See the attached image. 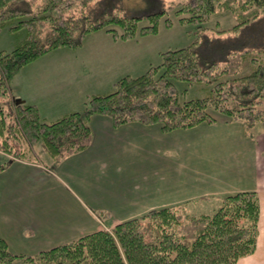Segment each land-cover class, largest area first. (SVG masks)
<instances>
[{
    "label": "rangeland",
    "instance_id": "obj_1",
    "mask_svg": "<svg viewBox=\"0 0 264 264\" xmlns=\"http://www.w3.org/2000/svg\"><path fill=\"white\" fill-rule=\"evenodd\" d=\"M104 1L124 17H141L135 34L122 39V27L111 25L118 36L100 29L87 33L76 48L59 47L41 55L3 82L6 93L0 91V103L5 109L14 100H24L37 107L44 121H53L82 110L90 95L111 91L121 77L159 65L162 52L201 37V55L219 61L220 67L231 51L264 46V13L236 36L240 32L221 31L234 24L231 15L212 16L201 33L199 25L182 23L168 7L184 0ZM162 10L166 13L157 31L140 33L150 25L147 16ZM23 37V29H2L0 52H10ZM250 70L248 59L241 73ZM174 83L180 100L204 98L210 89L205 83ZM211 112L217 122L166 132L159 123L141 129V123L116 125L108 116L92 115L86 146L54 156L41 141L30 144L19 135L15 152L0 151V236L7 237L11 252L34 255L90 233L100 223L111 225L117 217L134 215L145 205L187 196L178 203L184 202L189 213L212 214L222 198L215 192L252 185L255 141L264 132V121L248 126ZM259 149L264 151L263 141ZM113 227L101 230L112 233ZM259 232L260 217L256 246ZM14 264H22L21 259Z\"/></svg>",
    "mask_w": 264,
    "mask_h": 264
},
{
    "label": "trees",
    "instance_id": "obj_2",
    "mask_svg": "<svg viewBox=\"0 0 264 264\" xmlns=\"http://www.w3.org/2000/svg\"><path fill=\"white\" fill-rule=\"evenodd\" d=\"M107 3L0 0V31L24 30V37L10 52H0V91L6 93L1 85L18 69L55 48L80 46L87 33L106 29L116 37L110 26L118 25L123 29L119 37L130 39L141 17H124ZM168 11L181 16L182 23L199 25L200 33L212 16L231 15L234 24L221 31L240 32L239 36L244 26L264 13V0H184ZM164 13L149 14L150 25L140 33L156 32ZM202 43L201 37L162 52L159 65L140 75L121 77L111 91L90 95L82 110L50 122L41 118L35 105L10 102L5 109L0 103V151L15 152L19 135L30 144L41 141L53 156L62 150H81L90 138L92 115L108 116L116 125L159 123L163 132L214 123L211 111L248 126L264 121V59L260 60L264 46L231 51L220 67L219 61L201 55ZM248 59L251 70L242 74ZM175 81L205 83L210 89L204 98L180 100ZM259 217L256 192L238 191L222 196L212 214L189 213L184 202L153 208L117 223L112 233L93 231L34 255L11 252L0 237V264H14L18 258L22 264H235L254 252Z\"/></svg>",
    "mask_w": 264,
    "mask_h": 264
},
{
    "label": "crops",
    "instance_id": "obj_3",
    "mask_svg": "<svg viewBox=\"0 0 264 264\" xmlns=\"http://www.w3.org/2000/svg\"><path fill=\"white\" fill-rule=\"evenodd\" d=\"M20 101L22 103H25L24 100H20ZM217 121L218 120L216 119L215 122H217ZM130 124L134 125L136 123L131 122V123H126L124 125L127 126ZM140 126H141V129H142V127L146 128V126H144V124H140ZM261 141L264 142V132L261 133V131H259L258 138L255 141L256 142V145H255L256 146V153H254V155H253V172H252V180H251L252 185H250L249 188H245L244 186H237V187L232 188V189L227 188V189H224L223 191L214 193V194H222L221 196H223V195L232 194V193H235L238 191H254V192H256V194L258 196V202L260 204V210H261V212H260V232H259V236H258V244L256 246L255 251L252 254H249L245 257L238 259L235 264H264V151L259 149V145H260ZM208 193L209 192H205L203 194L209 196L210 194H208ZM182 198L187 200V196L182 197ZM184 199H180V200H184ZM180 200L179 201L172 200L173 202H162V203H158L157 205H152V206H146L145 205L142 210L137 211L136 214H134V215H130V216H127L125 218H118L117 217V219L113 220L111 225H106L104 223L103 224L100 223V225H98L94 231L101 230L103 228H107V226L109 228H111L123 220L139 216V215L145 213L146 211H148L150 209L168 206L171 204L174 205V204H177L178 202H180ZM91 232H93V231H91ZM86 234H88V233H86ZM83 235H85V234L83 233ZM83 235H81V236H83ZM0 237L4 238L6 240V242L8 243V248H9L10 243H9L7 237H5L4 235H2ZM67 242H69V241H67ZM17 254H24V253H17Z\"/></svg>",
    "mask_w": 264,
    "mask_h": 264
}]
</instances>
